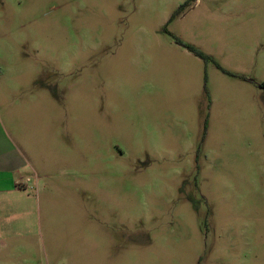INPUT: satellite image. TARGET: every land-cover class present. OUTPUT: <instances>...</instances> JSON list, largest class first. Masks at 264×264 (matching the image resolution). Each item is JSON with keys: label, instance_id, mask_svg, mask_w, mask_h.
Listing matches in <instances>:
<instances>
[{"label": "rangeland", "instance_id": "1", "mask_svg": "<svg viewBox=\"0 0 264 264\" xmlns=\"http://www.w3.org/2000/svg\"><path fill=\"white\" fill-rule=\"evenodd\" d=\"M186 1L0 0V264H264V0Z\"/></svg>", "mask_w": 264, "mask_h": 264}, {"label": "crops", "instance_id": "2", "mask_svg": "<svg viewBox=\"0 0 264 264\" xmlns=\"http://www.w3.org/2000/svg\"><path fill=\"white\" fill-rule=\"evenodd\" d=\"M16 160L17 159H11L10 164L5 168L6 172L10 173L11 171V173H14V174L18 173L19 168L23 166V163L20 160H17V161ZM18 186H22V183L19 182V180L17 181L15 177L11 176L9 186L5 188H0V192L14 191L16 190Z\"/></svg>", "mask_w": 264, "mask_h": 264}, {"label": "trees", "instance_id": "3", "mask_svg": "<svg viewBox=\"0 0 264 264\" xmlns=\"http://www.w3.org/2000/svg\"><path fill=\"white\" fill-rule=\"evenodd\" d=\"M189 1H190V0H188V1H186L185 3H183L182 5H180V8H181V7H184L185 5H187ZM185 46H186V48H187L189 51L193 52V53L196 54L197 56H199V57H201V58H203V59H206V58H207L203 53H201L200 51L196 50L194 47L189 46V45H185Z\"/></svg>", "mask_w": 264, "mask_h": 264}]
</instances>
